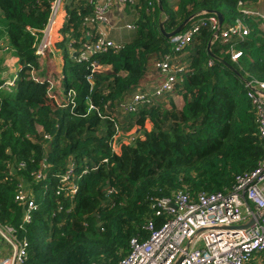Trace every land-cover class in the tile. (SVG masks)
Listing matches in <instances>:
<instances>
[{"label": "trees", "instance_id": "16d2710c", "mask_svg": "<svg viewBox=\"0 0 264 264\" xmlns=\"http://www.w3.org/2000/svg\"><path fill=\"white\" fill-rule=\"evenodd\" d=\"M97 1L64 0L67 19L47 61L40 62L35 45L55 0H0V37L22 67L15 87L0 90V224L22 226L26 264H121L131 240L148 239V223L161 221L151 200L180 191L192 197L228 193L264 159L256 111L238 104L244 92L248 96L247 83L264 82V19L247 14L264 7V0H176L171 10L170 0H160L161 6L135 0L122 12L112 9L108 38L119 30L113 20L125 18L134 21L126 29L137 34L120 51L97 59L94 69L79 64L74 53L93 32ZM224 5L237 15L233 24H227ZM140 11L137 20L133 14ZM207 11L222 14L223 29L240 20L250 34L215 42L206 27L174 54L160 24L171 33L193 15H215ZM232 50L240 59L232 60ZM54 51L63 55L62 77L50 67ZM167 54L183 69L174 90L128 112L122 105L147 93L150 68ZM156 70L160 84L165 77ZM175 92L182 107L160 103ZM127 135H133L129 143ZM21 190L37 206L30 223H23L28 202L18 199ZM247 264H264V253Z\"/></svg>", "mask_w": 264, "mask_h": 264}, {"label": "built area", "instance_id": "2783aa9c", "mask_svg": "<svg viewBox=\"0 0 264 264\" xmlns=\"http://www.w3.org/2000/svg\"><path fill=\"white\" fill-rule=\"evenodd\" d=\"M128 4L133 6L135 0L97 1L95 17L91 20L94 33L88 31L86 41H80L81 47L74 53L79 64L96 69L97 59L122 49L120 44L108 38V14L112 9L122 12ZM63 8L64 0H55L48 26L42 33V43L36 47V56L39 58H44L54 46L53 33L62 17ZM257 10L247 14L264 19V14L259 13L261 9ZM206 27L213 33L215 42L220 40L227 43L232 36L244 38L250 34L249 28L240 20L223 29L217 15L201 13L181 33L170 38L172 52L182 53ZM76 43L73 40L70 49ZM231 54L233 61L241 57V53L233 50ZM156 66L165 80L153 92L137 93L130 103L123 104L122 107L128 112H136L142 104L172 92L178 84L183 69L171 64L170 54L163 56ZM16 80L6 86L13 87ZM38 81L41 82L40 79ZM247 88L264 141V82L252 80L247 83ZM74 95L73 91L68 93V103H73L74 100L70 102V98ZM71 175L69 173L68 178ZM18 199L28 202L23 223H30L32 212L37 206L28 201L23 190ZM150 202L153 203L156 218L161 221L159 224L154 220L148 223V239L136 237L131 240L130 253L121 264H247L264 253V159L256 170L239 176L236 185L228 193H201L192 197L180 191L171 199H153ZM22 229V226L17 228L0 224V264H26L29 243L17 237Z\"/></svg>", "mask_w": 264, "mask_h": 264}, {"label": "rangeland", "instance_id": "374dc122", "mask_svg": "<svg viewBox=\"0 0 264 264\" xmlns=\"http://www.w3.org/2000/svg\"><path fill=\"white\" fill-rule=\"evenodd\" d=\"M138 1H141V0H137V2ZM175 2H176V0H170V10L172 8L171 6L175 7ZM64 4H65V2H64ZM257 9H261V10H259V13L260 14H264L263 6L260 7V8H257ZM222 11L226 12V14H227V24H229V23L233 24V22H234L235 18L237 17V15L235 13H229V11L227 9V6H225V5L222 7ZM257 11L258 10H251V12H257ZM126 14H128V12ZM142 16H143V14H142L141 11L136 16L133 14V17L136 18V19H137V17L141 18ZM66 19H67V17H66V12H65V9H64V15L59 19V21L57 23V26H56V28L54 30V33H53V42H54V44L59 39L58 28L60 26H62V24L64 25ZM109 20H111V19L109 18ZM137 20H139V19H137ZM127 23L134 24V21H129V20H127L125 18V19L121 20L120 22H116L115 20H113V22L111 23V27L113 29H119L117 31H115V30L112 31V39L117 44L123 45V44L128 42V39H130L132 36L135 37L136 34H137L136 31H130V30L126 29ZM3 29H4V26H0V30H3ZM37 39L39 41L36 43L35 46L39 47L41 45V43H42L41 42L42 37L41 38H37ZM218 41H220V40H218ZM217 46H218V42L216 43V47L215 48H217ZM13 56H14L13 50L10 49V47L7 44V41H4V37L2 38V36H1L0 37V90L3 89L4 87H5V89L13 88L15 86V84H14L13 87H8V86H6V84L7 83L13 84V82L16 80V76L11 77V75L12 74L16 75L17 73L19 74V72L22 70V67L20 66L21 68H18V70L14 72V69H16V68L13 67V66H8V68H10L11 71H6L5 66L7 67L8 60L11 59ZM49 56H50L49 59L51 60V66L50 67L51 68L55 67V69H58V71H60L61 59L58 56V53L56 55V51H54V54H50ZM44 59L45 58H40L39 61H43ZM48 63H49V60H48ZM49 65H50V63H49ZM156 65L157 64H155V67H152L149 70V77L147 78V80L145 82V88H144V90L146 92H153L154 88L157 87V85L159 84L158 81L157 82L155 81L156 76L159 75L157 70H156V68H157ZM4 73H8V77H5ZM39 78L48 79L49 77L46 76V75L45 76L42 75ZM58 83H59L58 85H60L61 91H64V86L62 84H60V82H58ZM159 100H160L161 104H169V101H171V103L173 101L176 104V106H178L179 108L184 105V101H183L182 98H180V93L179 92H175V93H173V94H171L169 96L167 95V96H165V97H163V98H161ZM238 104H239V109L244 108V107L246 109L253 108L251 103L249 102V99H248V96H247V92H244L241 95ZM123 138L127 139L128 142H131L132 139H133V135L123 136ZM47 139L52 140L51 138H47ZM25 234H26L25 232L22 233V231L19 230V232L17 234V237L20 240H23ZM41 236H42V233L39 234L38 239H40Z\"/></svg>", "mask_w": 264, "mask_h": 264}, {"label": "water", "instance_id": "95a60500", "mask_svg": "<svg viewBox=\"0 0 264 264\" xmlns=\"http://www.w3.org/2000/svg\"><path fill=\"white\" fill-rule=\"evenodd\" d=\"M158 2H159V4H160V6H161V1L160 0H158ZM207 13H209V14H211V13H214L215 15H217L218 16V18H219V20H220V25L222 26L223 24H224V17L222 16V14L221 13H217V12H214V11H207ZM196 18V16L195 15H193V16H191V17H189L187 20H185L176 30H174L173 32H171V33H167L166 31H165V29H164V23L162 22L161 24H160V30H161V32L165 35V37L167 38V39H170V38H172V37H174L175 35H177V34H179V33H181L194 19ZM211 45H212V42H210L209 43V45H208V51H210V49H211ZM210 54H211V57L212 58H214V59H216L218 62H220V63H222L223 65H226L228 68H230L231 70H233V68L229 65V64H227L224 60H222V59H220V58H218L217 56H215L214 54H212L211 52H210Z\"/></svg>", "mask_w": 264, "mask_h": 264}, {"label": "crops", "instance_id": "0c3cea01", "mask_svg": "<svg viewBox=\"0 0 264 264\" xmlns=\"http://www.w3.org/2000/svg\"><path fill=\"white\" fill-rule=\"evenodd\" d=\"M63 10H64V8H63ZM65 12H66V11H65ZM61 15L63 16V15H64V12H62ZM58 56H59L60 59H61V63H60V71H58V72L60 73V76L62 77V71H63L64 60H63V55H62V54H59V53H58ZM182 58H183V56H181V58H179V60H182ZM179 60H178V61H179ZM45 61H47L46 58L43 60V62H45ZM40 62H41V61H40ZM187 63H188V61H187ZM8 66H13V67H15L16 69H14V72L17 71L18 68H21L18 59L15 58V57H12L11 59H9V60H8V63H7V67L5 66L6 71H11V69L8 68ZM4 76H5V77H8V73H4ZM14 76H18V73H17L16 75H14V74L11 75V77H14ZM163 78H164V77H163ZM142 91H143V90H142ZM180 98H182L181 95H180ZM182 99H183V98H182ZM138 132H139V131H137V133H138ZM123 140H125L124 142H128L127 139H125V138H123ZM128 143H129V142H128Z\"/></svg>", "mask_w": 264, "mask_h": 264}]
</instances>
